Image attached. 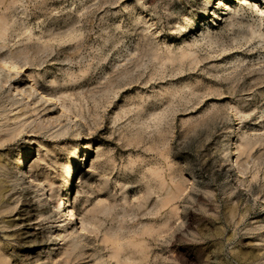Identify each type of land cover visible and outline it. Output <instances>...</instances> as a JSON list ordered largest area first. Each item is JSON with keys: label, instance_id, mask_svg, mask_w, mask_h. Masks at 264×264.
Instances as JSON below:
<instances>
[{"label": "rangeland", "instance_id": "rangeland-1", "mask_svg": "<svg viewBox=\"0 0 264 264\" xmlns=\"http://www.w3.org/2000/svg\"><path fill=\"white\" fill-rule=\"evenodd\" d=\"M0 55L57 100L0 71L3 264H264V0H0Z\"/></svg>", "mask_w": 264, "mask_h": 264}, {"label": "bare ground", "instance_id": "bare-ground-1", "mask_svg": "<svg viewBox=\"0 0 264 264\" xmlns=\"http://www.w3.org/2000/svg\"><path fill=\"white\" fill-rule=\"evenodd\" d=\"M237 1H245V0H237ZM225 9L226 11L230 10V7L228 4H225ZM214 13H212V15L215 16ZM0 71L8 79L10 78V74L13 77L18 78L19 82H16L12 77H11V81L14 82V86H13L14 92L17 93L18 96H20L23 99V102L25 101V104H24L25 106H30V105H35L36 103H40L43 114L50 115L51 113L54 112L51 108V105L57 104L56 98L50 93H48L47 91L43 90L41 87H39L35 83L34 80L22 79V77L20 76V73L18 72L16 68V65L4 55H0ZM24 81L26 83L25 87L22 86L24 84ZM35 93L39 96V97H36L37 101L31 100V96ZM58 105L60 106L59 110L61 112L60 113L61 115L59 117H61L62 115H66V114L70 116V112L65 106H63L60 103ZM70 118L72 119V116H70L69 119ZM78 146L79 148H84V145L78 144L72 152V155H71L72 159L76 158V154L79 150ZM75 167H76V164L71 163L68 167L64 169L63 175L65 179L68 180L72 176V172L73 170H75ZM69 208H70V199L68 196V192L63 193L61 198L57 201L55 209L60 214V216L65 218L64 219L65 222H67L66 224H64V227H66V229H68L69 231L67 237L69 239L75 238L74 235L76 234L77 237L82 238L86 234V227L83 223L80 224L79 228L75 227L78 224L77 220L79 217L74 213H70ZM3 239L4 240L7 239V235H5ZM0 243H2V241H0ZM0 264H3L2 260H0Z\"/></svg>", "mask_w": 264, "mask_h": 264}]
</instances>
